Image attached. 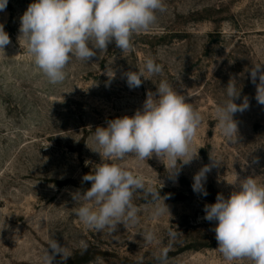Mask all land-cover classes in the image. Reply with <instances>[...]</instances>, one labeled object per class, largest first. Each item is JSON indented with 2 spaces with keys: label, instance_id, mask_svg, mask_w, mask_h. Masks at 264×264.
Masks as SVG:
<instances>
[{
  "label": "rangeland",
  "instance_id": "rangeland-1",
  "mask_svg": "<svg viewBox=\"0 0 264 264\" xmlns=\"http://www.w3.org/2000/svg\"><path fill=\"white\" fill-rule=\"evenodd\" d=\"M33 2L8 0L0 11L11 40L0 51V264H42L50 240L71 253L66 261L57 255L53 264H93L97 257L103 264H251L227 261L216 251L217 222L204 219V206L218 193L227 198L236 177L256 176L264 184V105L255 99L249 72L264 63V0H164L166 11L157 13L150 30L134 35L131 51L121 52L113 42L88 63L73 57L66 79L56 85L18 40L20 18ZM147 57L163 66L162 74L145 71L141 86L130 89L125 73L142 68ZM230 79L241 89L235 102L249 99V108L234 114L233 144L221 134L214 111L227 99ZM161 80L202 114L193 145L198 158L178 175L155 155L108 161L142 175L146 186L167 197L169 213L154 217L152 197L138 191V223L119 224L114 233L88 228L74 215L79 205L73 194L91 187L82 177L101 162L93 132L142 110ZM210 155L221 163L206 174L204 196L193 191V177L211 166ZM149 231L156 236L151 243L142 237Z\"/></svg>",
  "mask_w": 264,
  "mask_h": 264
},
{
  "label": "clouds",
  "instance_id": "clouds-1",
  "mask_svg": "<svg viewBox=\"0 0 264 264\" xmlns=\"http://www.w3.org/2000/svg\"><path fill=\"white\" fill-rule=\"evenodd\" d=\"M7 4L8 0H0V11ZM165 11L164 0H35L20 18L18 40H24L36 67L50 84L56 85L66 79L65 69L73 57L88 63L113 42L121 52L131 51L134 35L150 30L158 21L157 13ZM10 43L9 34L0 24V51L4 52ZM145 71L162 74L163 66L147 57L142 68L125 73L130 89L141 86ZM249 72L256 85L255 99L264 105V63L253 64ZM108 77L113 78L114 74ZM225 91L227 99L218 103L214 111L221 134L233 144L238 139L234 114L247 110L249 99L245 96L242 103L235 102L241 92L235 79L229 80ZM202 120V114L186 102L184 95L167 80H161L156 93H147L142 110H136L133 116L112 119L107 127L98 126L92 139L97 146L93 151L100 155L101 162L82 177L91 182V187L73 194L79 205L74 215L88 228L114 233L119 224L139 222L140 210L133 203L138 191L152 197L154 217L169 213L164 203L167 197H161L150 184L146 186L142 175L108 161L122 160L130 154L147 161L155 155L160 161L168 160L169 173L178 175L182 165L198 158L193 145ZM210 159L211 166H203L193 177V191L204 196L208 194L204 189L206 174L221 163L211 155ZM255 177H236L229 183L235 187L227 198L218 193L215 203L204 206V219L217 222L212 229L218 243L216 251L227 261L247 259L251 264H264V184ZM142 237L148 243L156 240L150 231ZM81 249L87 250L84 241ZM167 250H163L162 257ZM57 255L64 261L71 257L65 246L50 240L42 264H53ZM93 264H103V258L97 257Z\"/></svg>",
  "mask_w": 264,
  "mask_h": 264
}]
</instances>
